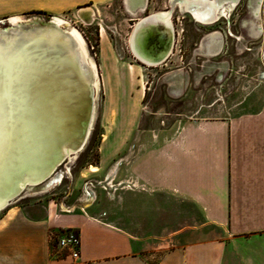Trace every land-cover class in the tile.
I'll list each match as a JSON object with an SVG mask.
<instances>
[{
	"label": "rangeland",
	"instance_id": "374dc122",
	"mask_svg": "<svg viewBox=\"0 0 264 264\" xmlns=\"http://www.w3.org/2000/svg\"><path fill=\"white\" fill-rule=\"evenodd\" d=\"M173 3L174 0H145L142 11L131 13L123 0H111L98 8L86 5L60 15L22 14L44 20L57 16L76 27L98 67L100 81L89 137L76 158L66 163L69 170L66 164L59 166L58 171L66 170L61 182L45 189L38 186L11 204L37 216L45 203L54 201L63 208L113 222L150 244L165 242L179 231L202 237L220 233L187 203L161 194L133 195L128 188L101 183L102 172L90 169L98 165L101 155L129 152L131 146L134 150L157 146L162 140L160 130H172L179 120L233 117L254 112L264 104V0L258 18L249 0H239L228 17H220L212 25L197 22L189 13L172 7ZM81 8L90 9L92 16L80 18ZM160 10H172L175 43L164 62L144 65L134 56L129 36L137 22L134 19ZM259 24L263 29L256 33ZM214 31L221 35L222 49L216 55H207L202 43ZM139 89L145 94L137 104L129 94ZM137 115L139 131L133 128ZM73 235L74 229L53 231V253L76 250L74 241L66 246L60 244L62 238Z\"/></svg>",
	"mask_w": 264,
	"mask_h": 264
},
{
	"label": "crops",
	"instance_id": "0c3cea01",
	"mask_svg": "<svg viewBox=\"0 0 264 264\" xmlns=\"http://www.w3.org/2000/svg\"><path fill=\"white\" fill-rule=\"evenodd\" d=\"M110 1L0 0V19L37 10L60 15ZM144 94L139 89L129 95L138 104ZM133 128L139 131L140 115ZM160 131L157 146L101 155L93 172H102L101 183L133 195L161 194L187 203L220 233L179 231L166 243L150 244L113 222L54 201L37 216L9 203L0 211V264H264V104L233 117L179 120L172 130ZM64 229L78 231V257L53 253L51 233Z\"/></svg>",
	"mask_w": 264,
	"mask_h": 264
},
{
	"label": "bare ground",
	"instance_id": "6f19581e",
	"mask_svg": "<svg viewBox=\"0 0 264 264\" xmlns=\"http://www.w3.org/2000/svg\"><path fill=\"white\" fill-rule=\"evenodd\" d=\"M123 1L130 11H142L145 7V0ZM238 2L174 0L172 7L192 14L197 22L212 25L220 17H228ZM261 2L249 0L257 18ZM92 14L90 9L81 8L79 12L80 18H89ZM151 14L140 36L132 39L129 36L134 56L149 66L165 61L172 50V45L164 47L168 29L162 27V22L169 24L174 32L172 10ZM32 17L55 26L48 28L39 41L32 33L0 37V210L9 204L8 198L14 201L25 192L37 190L38 186L45 189L61 182L69 170L68 164L65 172L57 171L45 183H39L61 153L77 150L76 158L87 142L96 111L98 67L76 27L57 16L44 20L22 14L1 18L0 23L14 24ZM262 29L259 24L256 33ZM54 38L65 45L56 46ZM222 45L220 33L210 32L204 38L202 51L216 55ZM51 49L55 50L51 53ZM72 155H69L70 161L74 159ZM90 169L95 171L96 167Z\"/></svg>",
	"mask_w": 264,
	"mask_h": 264
},
{
	"label": "water",
	"instance_id": "95a60500",
	"mask_svg": "<svg viewBox=\"0 0 264 264\" xmlns=\"http://www.w3.org/2000/svg\"><path fill=\"white\" fill-rule=\"evenodd\" d=\"M151 16H152V14H148V15H145V16H143L137 20V22L133 26L131 33H130L131 39L140 36V31L143 29V27H145V25L147 24V20ZM191 16H192V14H191ZM0 24H1V26L4 27V28L0 29V37L2 39H6L7 37H9L13 34L26 35L28 33H32L37 41H39L45 35L46 30L48 28H53V26H55V25H52V23H44L43 21H39L38 19H35L34 17L29 18L27 21H17L14 24L13 23H7L6 25H4L3 23H0ZM159 26H161V25H159ZM162 27L164 29H168V35L166 37L165 45H164V47L167 49L169 46H171V45L173 46L174 32L171 30V26L167 23L162 22ZM65 35L66 34H64L62 36H65ZM67 41L71 42L70 39H68ZM53 42L56 46H58L59 44L65 45L64 42H59L55 38H54ZM54 50L55 49H51L49 51L52 53ZM167 56L168 55H166V57L164 59H166ZM139 61L142 64L146 65L141 60H139ZM161 62H164V61L162 60ZM151 65H153V64H151ZM74 152H77V150H73L69 153H66V152L61 153L57 157V159L55 160V164H54V166H52L49 173L46 176H44L39 181V183L45 182L53 173H56L59 170V166L68 163L70 161L69 155L73 154L72 158H74L75 157ZM7 202L8 203L12 202V199L8 198Z\"/></svg>",
	"mask_w": 264,
	"mask_h": 264
},
{
	"label": "built area",
	"instance_id": "2783aa9c",
	"mask_svg": "<svg viewBox=\"0 0 264 264\" xmlns=\"http://www.w3.org/2000/svg\"><path fill=\"white\" fill-rule=\"evenodd\" d=\"M71 237L72 238H62L60 240V244L66 246L71 241H74L77 244V247H78V245H79V235L78 236L77 235H73ZM70 253L72 254L73 257H78V248L76 250L71 251Z\"/></svg>",
	"mask_w": 264,
	"mask_h": 264
},
{
	"label": "trees",
	"instance_id": "16d2710c",
	"mask_svg": "<svg viewBox=\"0 0 264 264\" xmlns=\"http://www.w3.org/2000/svg\"><path fill=\"white\" fill-rule=\"evenodd\" d=\"M28 13H46V12L41 11V10H37V11H30V12H28ZM75 232H76V235L78 236V235H79L78 231L75 230ZM53 245L55 246V243H53Z\"/></svg>",
	"mask_w": 264,
	"mask_h": 264
}]
</instances>
